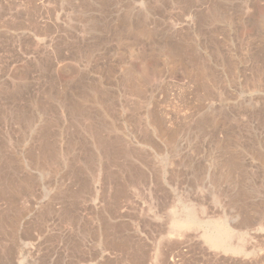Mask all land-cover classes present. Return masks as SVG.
Segmentation results:
<instances>
[{"label":"rangeland","instance_id":"obj_1","mask_svg":"<svg viewBox=\"0 0 264 264\" xmlns=\"http://www.w3.org/2000/svg\"><path fill=\"white\" fill-rule=\"evenodd\" d=\"M0 264H264V0H0Z\"/></svg>","mask_w":264,"mask_h":264},{"label":"bare ground","instance_id":"obj_2","mask_svg":"<svg viewBox=\"0 0 264 264\" xmlns=\"http://www.w3.org/2000/svg\"><path fill=\"white\" fill-rule=\"evenodd\" d=\"M238 201V200H237ZM249 206V205H248ZM192 211V210H191ZM191 211H188L187 213H186V217H185V219H181L182 221H181V224L182 225H180V226H189V225H192L193 223H194V221H195V217H194V215L192 214V212ZM203 212V211H202ZM197 215V214H196ZM180 216H182V215H180ZM222 217H218V219H221ZM180 220V219H179ZM245 220V219H244ZM221 221H224V220H220V222ZM179 222V221H178ZM244 223V222H243ZM174 224V223H173ZM203 227V226H202ZM207 227V226H206ZM211 228H213V227H211ZM185 231V230H184ZM215 231V232H214ZM214 231H212L213 233H211V234H209V233H206L205 234V238L208 240V241H210V242H212V244L213 245H215L216 247H218V248H228V249H230V250H232L231 249V246L230 245H228V240H230L229 238H230V236H231V234H229V232H228V229L225 227V225H224V223L223 222H221L220 223V225L219 226H217V228H215L214 229ZM238 236V235H237ZM231 240H233V238L231 239ZM240 240V239H239ZM241 241V240H240ZM239 242V241H238ZM230 243V242H229ZM233 243V242H232ZM237 243V242H236ZM241 243V242H240ZM120 244H121V242H120ZM125 244V243H124ZM235 246V245H234ZM237 246H239V247H241V245H236V247ZM122 247V246H121ZM212 247V246H211ZM239 247H237V248H239ZM240 249V248H239ZM243 249V248H242ZM216 253V252H215Z\"/></svg>","mask_w":264,"mask_h":264}]
</instances>
